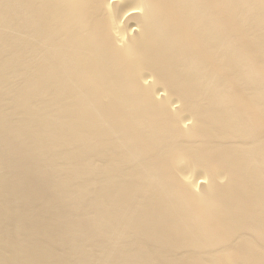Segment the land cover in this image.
Listing matches in <instances>:
<instances>
[{"label":"bare ground","instance_id":"1","mask_svg":"<svg viewBox=\"0 0 264 264\" xmlns=\"http://www.w3.org/2000/svg\"><path fill=\"white\" fill-rule=\"evenodd\" d=\"M0 264H264V0H0Z\"/></svg>","mask_w":264,"mask_h":264},{"label":"rangeland","instance_id":"2","mask_svg":"<svg viewBox=\"0 0 264 264\" xmlns=\"http://www.w3.org/2000/svg\"><path fill=\"white\" fill-rule=\"evenodd\" d=\"M133 30H135V29H133ZM160 95H162V93H161ZM173 107H177V104H176V103H174V104H173ZM188 123H189V121L187 120V121H186V124L188 125ZM189 124H190V123H189ZM199 182H200L199 184H201V183H202V181H201V180H200Z\"/></svg>","mask_w":264,"mask_h":264},{"label":"water","instance_id":"3","mask_svg":"<svg viewBox=\"0 0 264 264\" xmlns=\"http://www.w3.org/2000/svg\"><path fill=\"white\" fill-rule=\"evenodd\" d=\"M255 11L254 10H251V13H254ZM261 35H263V34H261ZM246 69V68H245ZM84 116V115H83Z\"/></svg>","mask_w":264,"mask_h":264}]
</instances>
